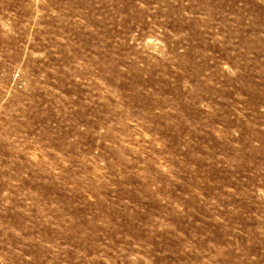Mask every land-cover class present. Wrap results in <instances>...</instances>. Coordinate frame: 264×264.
Returning a JSON list of instances; mask_svg holds the SVG:
<instances>
[{
	"label": "rangeland",
	"instance_id": "rangeland-1",
	"mask_svg": "<svg viewBox=\"0 0 264 264\" xmlns=\"http://www.w3.org/2000/svg\"><path fill=\"white\" fill-rule=\"evenodd\" d=\"M0 264H264V0H0Z\"/></svg>",
	"mask_w": 264,
	"mask_h": 264
}]
</instances>
